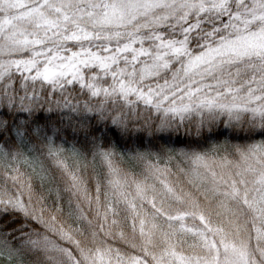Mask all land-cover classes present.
<instances>
[{
  "label": "snow or ice",
  "instance_id": "obj_1",
  "mask_svg": "<svg viewBox=\"0 0 264 264\" xmlns=\"http://www.w3.org/2000/svg\"><path fill=\"white\" fill-rule=\"evenodd\" d=\"M0 264H264V0H0Z\"/></svg>",
  "mask_w": 264,
  "mask_h": 264
}]
</instances>
